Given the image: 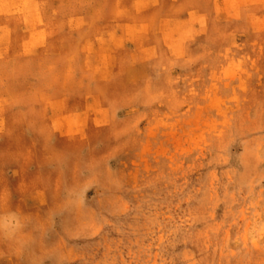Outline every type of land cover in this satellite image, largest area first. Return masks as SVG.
Listing matches in <instances>:
<instances>
[{
    "label": "rangeland",
    "instance_id": "1",
    "mask_svg": "<svg viewBox=\"0 0 264 264\" xmlns=\"http://www.w3.org/2000/svg\"><path fill=\"white\" fill-rule=\"evenodd\" d=\"M0 264H264V0H0Z\"/></svg>",
    "mask_w": 264,
    "mask_h": 264
}]
</instances>
